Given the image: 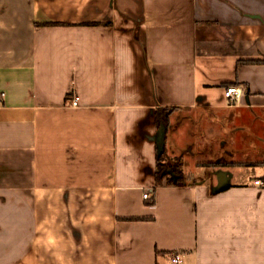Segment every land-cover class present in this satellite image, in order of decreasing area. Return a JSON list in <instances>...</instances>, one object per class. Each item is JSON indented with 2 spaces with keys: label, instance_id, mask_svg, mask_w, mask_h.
Segmentation results:
<instances>
[{
  "label": "crops",
  "instance_id": "obj_1",
  "mask_svg": "<svg viewBox=\"0 0 264 264\" xmlns=\"http://www.w3.org/2000/svg\"><path fill=\"white\" fill-rule=\"evenodd\" d=\"M174 253L264 264V0H0V264Z\"/></svg>",
  "mask_w": 264,
  "mask_h": 264
},
{
  "label": "built area",
  "instance_id": "obj_2",
  "mask_svg": "<svg viewBox=\"0 0 264 264\" xmlns=\"http://www.w3.org/2000/svg\"><path fill=\"white\" fill-rule=\"evenodd\" d=\"M243 93H244V90L242 87H240V86H229V87L225 88V90H224V97L228 101V104L233 106V105H236L240 101ZM72 105L73 106L79 105L78 98H74L72 100ZM255 183L258 185L263 184L261 180H256ZM143 197H144V199H150L151 195L148 192H144ZM169 264H185V262H184L182 255L180 253H174L170 256Z\"/></svg>",
  "mask_w": 264,
  "mask_h": 264
},
{
  "label": "trees",
  "instance_id": "obj_3",
  "mask_svg": "<svg viewBox=\"0 0 264 264\" xmlns=\"http://www.w3.org/2000/svg\"><path fill=\"white\" fill-rule=\"evenodd\" d=\"M161 123L166 124L165 119H163L162 121L158 120L157 124L158 127H160ZM165 152L164 150L162 151L161 154H158V159H157V168H156V172H155V183L156 185L160 186V185H164V184H180L183 181V174H182V170L181 168L177 165L176 168H172L171 169L173 171V175L172 174H168V167L165 166L164 164H162L161 159L164 156ZM164 179H167V181H164ZM138 219V218H137Z\"/></svg>",
  "mask_w": 264,
  "mask_h": 264
},
{
  "label": "water",
  "instance_id": "obj_4",
  "mask_svg": "<svg viewBox=\"0 0 264 264\" xmlns=\"http://www.w3.org/2000/svg\"><path fill=\"white\" fill-rule=\"evenodd\" d=\"M162 127H164V126H162ZM160 134H161V132H160ZM161 137H163L162 134H161ZM162 151H163V144H160V145H158V154H161ZM170 173L173 175L172 171ZM220 174L225 175V172L224 171H220ZM227 186H228V179H225L223 181L221 180V181H219V184H218V186L216 188V191L223 190ZM67 226H68V229L70 230L71 234H73L75 236L74 238H77L76 229H74V227H72L71 224H68Z\"/></svg>",
  "mask_w": 264,
  "mask_h": 264
},
{
  "label": "rangeland",
  "instance_id": "obj_5",
  "mask_svg": "<svg viewBox=\"0 0 264 264\" xmlns=\"http://www.w3.org/2000/svg\"><path fill=\"white\" fill-rule=\"evenodd\" d=\"M161 162L162 164H164L165 166H169L168 168V173H170L172 171L171 169V166L172 168H176V166L178 165L180 168L182 166V160L180 158H169V157H166V154H164V156L162 157L161 159ZM173 172V171H172ZM171 174V173H170Z\"/></svg>",
  "mask_w": 264,
  "mask_h": 264
}]
</instances>
